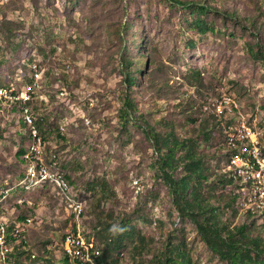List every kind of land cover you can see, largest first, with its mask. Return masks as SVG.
Masks as SVG:
<instances>
[{
    "label": "rangeland",
    "instance_id": "374dc122",
    "mask_svg": "<svg viewBox=\"0 0 264 264\" xmlns=\"http://www.w3.org/2000/svg\"><path fill=\"white\" fill-rule=\"evenodd\" d=\"M127 66L137 77L131 90ZM0 84L10 85L0 91L31 93L32 123L46 118L45 142L26 111L19 113L9 97L0 101V197L6 193L0 237L3 229L8 257L0 253L1 264H92L90 243L96 256L108 254L117 264H155V256L177 245L186 246L193 264H222L195 225L174 210L148 130L197 141L216 198L226 192L216 174L228 160L223 170L229 176L226 167L236 162L237 145L226 143L225 109L235 108L229 120L236 138L253 130L264 156V0H0ZM225 94L234 101L227 104ZM124 100L135 105L134 116L123 115ZM51 150L58 155L48 159ZM241 151L248 168L241 154L250 149ZM46 186L52 189H38ZM256 187L247 186L233 226L251 222L243 215L250 208L264 207L252 203ZM212 206H219L217 199ZM229 217L226 211L223 221ZM122 219L146 237L141 249L134 242L113 249L109 240ZM253 219L260 229L262 220ZM65 236L85 243L82 263L70 262Z\"/></svg>",
    "mask_w": 264,
    "mask_h": 264
},
{
    "label": "trees",
    "instance_id": "16d2710c",
    "mask_svg": "<svg viewBox=\"0 0 264 264\" xmlns=\"http://www.w3.org/2000/svg\"><path fill=\"white\" fill-rule=\"evenodd\" d=\"M201 9L207 10V6L203 5ZM144 63L145 65L147 64V58ZM139 72L142 73V71ZM136 78L134 71H131L130 67L127 66L125 71V84L128 89L131 90L134 87ZM0 87L9 88L10 85L0 84ZM124 106L122 109L123 115L134 116L136 107L133 102L124 100ZM18 112L20 113V110ZM45 119L43 117L40 121L38 118L37 125L46 142L42 130ZM224 121L225 119H220L221 125ZM21 122L23 126H26L23 119ZM44 131H47V129H44ZM28 134V147L25 153L23 150L20 151V154L24 153L21 160V164L23 162L24 165L27 164L25 157L32 144L31 134ZM148 135L152 138L159 156V174L173 195L174 210L180 217L189 219L195 225L200 239L208 250L222 264H264V222H262L260 229H257L256 222L259 223V221L253 219L250 214H243L251 222H245L238 227L233 226L232 220L236 218L237 208L239 206L238 196L234 192L237 185L234 184V181L223 170L228 160L222 167V172L216 174L218 176L216 183L222 185L226 189V192L216 198L215 192H213L216 190L215 184L211 186L209 168L205 162L206 155L205 153L198 152L200 144L197 141H179L173 135V131L166 133V135H161L155 133L152 128L148 130ZM209 135L210 133H204L206 140H208ZM222 139L225 141L223 127ZM224 141L223 145H221V152L229 159L228 148ZM51 154L58 155L56 151H48V157ZM179 169L181 172L177 174ZM64 177L69 186L70 182L67 179L68 177L66 175ZM23 178H25V173L22 172L19 182ZM212 188L214 190H211ZM16 190L25 192L24 188ZM3 197L5 195H2L0 199ZM216 199L219 203L218 207L212 206V202L216 201ZM226 211L230 212V217L223 221ZM12 242L18 243L19 241L14 240ZM109 242L112 244L113 249L120 251L125 249L128 242H134V249L138 246L136 249L139 250L141 246L146 245L147 240L146 237L142 236L136 230L129 219H122L118 236L115 239L111 238ZM92 252V255L94 254L93 258L98 264H117L116 261L111 260L108 254L100 257L96 256L97 252L94 246ZM162 257L155 256V264H193L185 245L168 248ZM66 264L69 263L66 261Z\"/></svg>",
    "mask_w": 264,
    "mask_h": 264
},
{
    "label": "built area",
    "instance_id": "2783aa9c",
    "mask_svg": "<svg viewBox=\"0 0 264 264\" xmlns=\"http://www.w3.org/2000/svg\"><path fill=\"white\" fill-rule=\"evenodd\" d=\"M224 96L230 98V101H234L232 96L228 94H225ZM2 97H9V102L15 103V107H17L18 110L26 111V114L30 120V127H36V131H37V123H32V115H35V109L31 103V93L19 94L18 92H16L15 89L10 88L5 91H0V101H2ZM225 110H228V117H225V119H227V122H229V126H230V137L229 139L226 140V143H235L237 145V152H235L236 162L235 164H230V166L226 167V169L229 173V178L234 181L235 185H237L235 187L234 192L238 196V206L241 212L242 201L245 199V197H248L247 186H251V177H255V172H257V168H264V156L262 155L260 148H258L257 138L254 137L253 130H245L246 131L245 139L236 138V136L234 135V125H231V121L229 120V109H225ZM243 121H246V119L245 116L241 113V118H239L238 124L242 125ZM242 149H250V158H251L250 168H243L242 166V161L240 160V151ZM39 159L42 161L41 157ZM29 177H34V175H30ZM256 191H257V187H256ZM23 224L24 226H26L28 230V228L31 225V220L25 219L23 221ZM0 227L3 228L4 225H0ZM0 246H2V242L0 243ZM63 246L69 249L70 260L72 262L73 255H78V254H73L68 244V241L66 240V236L63 238ZM5 257L8 258L7 256ZM31 257H34L33 254L31 255Z\"/></svg>",
    "mask_w": 264,
    "mask_h": 264
},
{
    "label": "bare ground",
    "instance_id": "6f19581e",
    "mask_svg": "<svg viewBox=\"0 0 264 264\" xmlns=\"http://www.w3.org/2000/svg\"><path fill=\"white\" fill-rule=\"evenodd\" d=\"M226 102H227V104H230V100H226ZM235 109V108H234ZM234 109H232V108H229V110L230 111H232V110H234ZM224 111V110H223ZM236 111V110H235ZM234 111V112H235ZM226 115V114H225ZM240 117H241V115H240ZM239 119V118H238ZM237 120V119H236ZM25 124V123H24ZM229 124V123H228ZM26 125V124H25ZM231 125H234V124H231ZM27 126V125H26ZM28 127V126H27ZM228 127H229V129H230V126L228 125ZM243 128H244V126H243ZM236 129H237V127H236ZM250 129V128H249ZM30 131V130H29ZM244 131V130H243ZM242 132V131H241ZM31 134V133H30ZM258 142V141H257ZM258 147H259V145H258ZM242 152V151H241ZM235 157V156H234ZM241 157H242V159H244L245 160V164L248 166V168H250V166H251V158H250V153H246V152H244V153H242L241 154ZM48 159H49V157H48ZM26 165V164H25ZM257 172H259V168H257ZM257 172H255V177H251V185L253 184V183H256V185H257V188H258V190H257V192H256V196L254 197V200L252 201V203L253 204H264V176L263 177H261V176H259V177H256V174H257ZM24 173H25V171H24ZM65 178V177H64ZM21 182V181H20ZM45 182V181H44ZM17 186V185H16ZM47 187V186H46ZM251 187V186H250ZM45 188V187H44ZM44 188H38L39 190L40 189H44ZM47 188H50L49 186L47 187ZM70 188V187H69ZM253 188V187H252ZM20 189V188H19ZM38 189H36V190H34V191H31V192H26L27 190H25L24 189V191L26 192V193H33V192H35V191H37ZM51 189H52V187H51ZM252 190V189H251ZM70 191H71V189H70ZM23 192V191H22ZM252 192V191H251ZM252 194V193H251ZM250 194V195H251ZM5 196H6V193H5ZM249 197V196H248ZM247 197V198H248ZM251 198H253L252 196H250ZM71 198H73V199H75V200H78V201H80L81 202V204H82V207H83V203H82V201L80 200V198H78L72 191H71ZM246 199V198H245ZM64 202H66L67 204H68V206L70 207V203L69 202H67V201H64ZM20 204H21V201H20ZM30 205H31V203H29ZM71 208V207H70ZM72 209V208H71ZM72 212H73V210H72ZM73 214H74V212H73ZM245 214H250V216H252L253 218H257V219H261L262 220V222H264V207H259V208H250ZM75 215V217H76V214H74ZM78 216L80 215V213H78L77 214ZM22 223H23V221H21ZM16 230H15V235L16 236H18V237H20L21 236V233L24 231L23 229H21L20 228V225H17L16 226V228H15ZM1 237H0V243L2 242V246H0V253H1V255H2V257H3V260H4V256H6L7 255V253L4 255V250H3V248L5 247V239H4V230L2 229V231H1ZM88 240V239H87ZM68 244H69V246H70V248H71V246H77V248H78V251L77 252H73L72 250V252H73V254H78V255H73V258H72V260H75V261H78L79 263H82V257L85 255V249L83 248L84 247V242H82L80 239H78V238H76V237H74V236H71L68 240ZM18 242V241H17ZM88 242L90 243V241L88 240ZM19 243H21L22 244V242H20L19 241ZM91 244V246H92V248L91 249H88L87 248V250H88V254H89V256H90V258L92 259V264H98V263H96L95 262V259L93 258V256H94V254L92 255V250H93V245H92V243H90ZM24 247V246H23ZM66 248V247H65ZM67 249V248H66ZM68 251H69V249H67ZM5 251L7 252V249H5ZM69 254H70V251H69ZM34 255V254H33ZM1 257V258H2ZM66 258H68V257H66ZM2 260V261H3ZM70 261V260H69ZM71 262V261H70ZM1 264V263H0Z\"/></svg>",
    "mask_w": 264,
    "mask_h": 264
}]
</instances>
